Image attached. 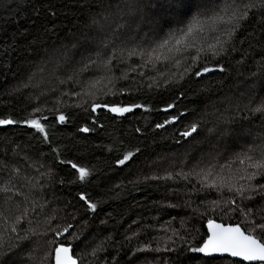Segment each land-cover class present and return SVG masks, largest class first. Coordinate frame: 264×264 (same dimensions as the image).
<instances>
[{
	"label": "trees",
	"instance_id": "1",
	"mask_svg": "<svg viewBox=\"0 0 264 264\" xmlns=\"http://www.w3.org/2000/svg\"><path fill=\"white\" fill-rule=\"evenodd\" d=\"M121 1L0 0V118H40L50 138L48 142H43L40 133L24 124L0 126V223L13 208L32 209L41 205L46 212L39 220L28 215L26 220L21 221L24 228H32L34 232L8 255L4 264H40L43 251L44 254L47 252L45 245L51 241L72 244V254L78 264L131 263L134 261L130 258L131 250L138 240L132 232L125 234L122 214L148 209L154 213V219L166 220L168 217L158 213L166 201L176 203L180 208L175 206L176 212L168 210L169 217L177 222L175 229L187 228L180 234L186 231L189 238L195 236L196 240L206 233L205 224L209 218L242 226H247L248 221L264 222L261 221L264 199L255 196L252 200H241L237 197L235 205L225 203L232 198L227 188L200 190L198 177L193 178L191 174L188 180L176 176L173 179L148 177L135 181L124 178L116 183L126 171L131 170L133 164L152 163L159 156L166 157L186 143L189 138H181L180 133L195 120L200 125L210 120L204 128L205 132L199 128L193 139L203 141L204 148L214 152L213 157L199 161L203 163L214 158L217 172L220 171L218 165H227L236 153L245 151L249 146H259L264 141V116L249 112L250 101L259 102L264 98V92H260L258 87L264 74V9L249 10V18L241 22V27L227 44L226 54L214 59L210 56L201 59L192 71L185 72L192 61H186V55L180 56V62L187 63L182 69L177 67L168 77L153 75L158 78L150 85L146 81L151 76L145 73L144 67L138 77L141 82L130 83L128 90H122L119 95L98 104L95 112L72 104L50 109L41 107L38 112H33L32 99L16 83V79L25 74L23 66L26 62L38 60L42 52L55 43L62 44L70 37L85 34L97 12L110 9L111 14L115 11L126 14L128 0L120 6ZM100 4L103 7L98 6ZM109 5L111 8H108ZM215 5L213 0L210 7ZM217 62L224 67L223 73L214 70L202 77L195 76V71L201 67L215 69ZM218 101L221 103L215 106ZM168 104L174 107L165 111ZM132 105L141 107H133L123 114L104 108ZM60 112L67 118L64 123L56 120ZM171 116H178V120L162 129L155 127ZM84 127L89 131H80ZM210 129L212 131L206 133ZM225 129L241 133L234 141L235 147H230L227 152L222 145L228 144L230 137L221 138ZM136 148L141 151L129 162L116 164L125 152L135 151ZM67 161L87 168L90 175L80 181ZM237 167L235 163L231 169L225 167L223 174L229 175ZM33 170L40 173L36 181L26 178ZM257 180L264 183L259 177ZM81 192L98 204L96 212L88 211L79 200ZM197 193L204 195L198 202L194 200ZM212 201L216 202L213 206ZM215 207L218 211H212ZM232 207L236 209L234 212L230 211ZM241 209L244 213L251 209L252 214L242 215ZM47 217L56 220L45 225ZM29 220L34 222L32 226L28 225ZM68 224L73 227L61 237L48 230L49 226L54 229ZM3 231L5 227L0 224V232ZM70 235L72 239H68ZM74 236L79 239H73ZM193 243L196 246L195 241ZM93 249L97 251L90 256ZM53 252L54 249L49 247L47 264H51ZM188 256L193 259H184L183 264H203L198 254L189 253ZM212 264H232V260L225 258Z\"/></svg>",
	"mask_w": 264,
	"mask_h": 264
},
{
	"label": "snow or ice",
	"instance_id": "2",
	"mask_svg": "<svg viewBox=\"0 0 264 264\" xmlns=\"http://www.w3.org/2000/svg\"><path fill=\"white\" fill-rule=\"evenodd\" d=\"M212 3L213 0H128L126 5L128 19L125 25H117V27L132 29L134 25L137 30L147 29L144 36L140 38L139 43L128 51V56H138L143 62L138 67H146L157 62L162 63L176 59L177 55H186V58L190 59L192 64L185 68V72L192 71L201 59H207L209 56L214 59L226 54L227 44L241 27V22L249 18V10L264 9V0H251L246 4L232 3L222 8H211ZM98 6L103 7L102 4ZM89 8L91 9V3H89ZM108 8H111V5ZM111 23V12L108 9L97 12L92 19L93 30L77 42L79 47L85 50L91 49L97 36L109 28ZM207 31L219 32V35L213 37L214 43L208 44L200 39ZM136 35L139 36V31H136ZM111 43V40L102 42L95 53L98 59H102L104 50ZM192 52H195V55H191ZM113 59L115 57L109 54L108 60ZM108 60H103L105 67H108ZM94 63L96 61L89 57L88 64ZM176 63L179 64L180 60L176 59ZM135 70L129 69V71ZM214 70L221 73L225 71L220 62H217L215 69L201 67L198 71H195V76L202 77L203 74ZM165 83H168V81L165 80ZM258 87L260 92H264V74L260 78ZM250 104L252 106L249 108V112L252 115L264 116V98L259 99V102L250 101ZM97 107L93 103L91 106L92 112H95ZM133 107L138 108L141 105H132L131 107L112 106L109 110L123 114L131 111ZM173 107V104H168L164 110L167 111V109ZM38 111L39 109L33 108V112ZM180 115L182 116L183 113H180ZM66 119L63 112L56 116V120L60 123H64ZM177 120L178 116H171L169 119L164 120L162 124H156L155 127L162 129L165 125ZM15 124H24L36 130L42 135L45 143L50 139L46 125L41 123L40 118L24 120L0 118V126ZM198 128L199 125L193 122L185 131L180 133L181 138H192L195 134H198ZM80 131L87 132L89 129L84 127ZM136 131L139 132L140 129H136ZM209 131H212V129ZM240 135L239 130L232 132L231 129H225L221 133V138L230 137L229 143L222 145L225 152L229 151L230 147H235L234 141L239 139ZM176 143L180 144V141ZM53 151L56 150L53 149ZM140 151V148H136L135 151L125 152L122 158L116 160V164L125 165ZM67 163L75 169L80 181H84L90 175L87 168L80 167L72 161H67ZM234 163L238 165L235 172L224 175L223 170L225 167L231 169ZM216 167V165L209 163L206 168H200L199 171L192 170L191 175L199 178L200 190L204 188L209 190L227 188L228 192L232 194V198L230 201H225V203L231 205L237 203V197L241 200H252L255 196L264 199V183L257 180L258 177L264 180V141L259 146H249L245 151L236 153L233 160L229 161L227 165H218L219 172L215 170ZM173 176L188 180L190 173L168 172L164 177L154 176L151 179H173ZM79 200L86 205L88 211H97L98 204L92 202L85 193H79ZM215 203L214 201L213 204ZM169 207H173V205H169ZM235 210V207L230 208V211L234 212ZM241 213L247 216L252 214V210L249 209L247 213H244L241 209ZM26 214L25 211L16 216L12 220L11 226L5 220V231L0 232V264H4L8 255L28 240L29 234L34 232V229L24 228L21 223ZM201 216H203V213H201ZM51 219L49 218V220ZM261 221H264V217H261ZM101 223H104V221ZM181 223L183 224L184 221L182 220ZM72 227L71 224L54 229L49 226L48 230L54 231L57 237H61L64 233L69 232ZM206 228V233L200 236L199 240H196L195 236L189 238L186 231L181 235L180 229H171L170 235L156 239V247L152 248L150 243L144 244L134 249V252L151 250L156 253H167L169 255L164 258L163 264H183L184 259H193V257L188 256L189 253L198 254V258L203 261V264H212L213 261H222L225 258H237L232 260V264H245V262L264 264V222L253 223L248 221L247 226H242L240 224L217 223L214 219L209 218L206 222ZM164 231L166 233L169 231L167 226ZM8 233L15 235L12 236ZM73 239L78 240L79 237L74 236ZM5 240L8 241L7 244H5ZM161 240L163 245H161ZM194 241L196 246H194ZM50 247L54 249L51 264H78L77 259L73 258L72 244L52 241ZM92 251L95 254L97 249ZM41 264H43V260H41Z\"/></svg>",
	"mask_w": 264,
	"mask_h": 264
},
{
	"label": "rangeland",
	"instance_id": "3",
	"mask_svg": "<svg viewBox=\"0 0 264 264\" xmlns=\"http://www.w3.org/2000/svg\"><path fill=\"white\" fill-rule=\"evenodd\" d=\"M125 1L126 0H122L120 6ZM249 1L250 0H236V2L234 0H214L216 5L213 8H222L232 3L246 4ZM108 10L110 11V9ZM115 12L116 13L112 12L113 14H111V18L114 20L112 19L110 27L97 36L91 49H82L77 42L81 40L82 37L86 36L89 31L93 30L92 23L86 28L88 31L85 34L82 35V33H80V35L70 37L62 44L55 43L47 48L45 52H42V56L38 60L33 59L26 62L23 66L25 74L18 77L16 83L18 87L25 93H28L29 97L32 99V109H40L41 107L49 109L52 107L60 108L65 104H72L87 110L88 108L91 109L93 103L96 105L102 104L106 102L108 98L122 93V90H128V85L130 83L137 81L141 82L139 78L141 70L144 67L138 66L143 62L138 56H128V51L139 43L140 38L144 36L147 29L137 30L134 25L132 29L127 27L118 28L117 25H125L127 21L125 19H128V15L126 16L127 13L122 15L120 11ZM125 12H127V7ZM90 22H92V20ZM136 31H139V36L136 35ZM216 35H219V32L213 33L207 31L200 39L205 43L211 44L214 43L213 37ZM105 40H111L112 43L104 50L102 59H98L95 53ZM121 49H123V51H121ZM109 54L113 55L115 59L108 60ZM191 55H195V52H192ZM180 56L181 55H177L176 59H179ZM89 57L96 61V63L89 65ZM176 59H171L170 61H164L162 63L157 62L154 65L150 64L146 66L145 73L151 76L150 80L146 82L152 85L153 80L155 82L158 78L157 76L153 77V75L162 74L168 77L177 67L180 66V69H182L187 64H183V62L177 64ZM103 60H108V67L104 66ZM189 60L190 59H186V61ZM130 68L136 70L129 71ZM161 71H163V73H161ZM128 77L131 78L128 79ZM220 103L221 101H218L214 105L217 106ZM195 122L197 123L198 121L195 120ZM209 122L210 120L202 125H200L199 122V124H197L199 128L204 131V128L208 126ZM208 132L211 131H207L206 133ZM217 133L220 134L221 132ZM186 141V143L167 154L166 157L159 156L152 163L147 162L137 166L133 164L131 170L126 171L122 177L116 180V183L124 178H126L127 181H135L148 177L152 178L154 176L161 177L159 175L165 176L168 172H184L191 174L193 169L199 171L200 168H206L209 163L214 164V158L209 161L206 160L203 163L199 161L200 159L214 156V152L210 150V148L209 150L208 148H204L203 141L201 143L199 140L193 139V137ZM34 170L37 169L35 168ZM34 170L29 176L27 175V179L36 181L40 173ZM192 176L194 178V175ZM196 180H199V178H196ZM203 197L204 195H202V193H197L194 200L198 202V200H201L200 198ZM174 204H172L171 201H166L160 206L158 213L168 217L166 220L161 218L154 219V213L148 209L122 214L124 220L123 224L126 227L125 234L132 232L137 236L136 240H138V243L132 248L133 250H131L130 255V258H134V261L127 264H159L168 256L167 253H156L151 250L134 252V249L149 243L151 247L154 248L156 247L157 238L171 234V229L176 228L177 222L174 220L175 218L169 217L170 214L168 210H174V212H176L174 207L177 204ZM169 205H173V207H169ZM211 205L213 206V201ZM176 207L178 208V206ZM214 210L218 211V207L213 208L212 211ZM25 211L27 214L22 220H26L28 215L39 220L46 213H44L45 207L41 205L39 208L35 205L32 209L30 207H23L19 210L13 208L9 211V214L3 218L0 224L5 227L4 222L7 220L9 225L16 216ZM153 211L155 212V209ZM49 218L52 219L49 220ZM55 220L56 219L53 217H47V223L45 225ZM149 222L151 223L148 225ZM33 224L34 222L31 220L28 221L29 226ZM166 226L169 229L167 233L164 231ZM183 230H187V228L181 229V232ZM144 231L147 232L142 234L141 232ZM143 236H145V239H142ZM68 239H72L71 235ZM45 240L47 241L48 239L46 238ZM161 245H163L162 240ZM49 247L50 243H47L45 245L47 252L44 254L45 250L43 248L44 251L40 257L41 260H45V264H47L48 260ZM92 255L94 256L93 253L90 256Z\"/></svg>",
	"mask_w": 264,
	"mask_h": 264
},
{
	"label": "water",
	"instance_id": "4",
	"mask_svg": "<svg viewBox=\"0 0 264 264\" xmlns=\"http://www.w3.org/2000/svg\"><path fill=\"white\" fill-rule=\"evenodd\" d=\"M110 107H112V106H105L104 108H105L106 110L110 111V110H109ZM216 222H217V221H216ZM217 223H221V222H217ZM205 228H206V224H205ZM206 231H207V228H206ZM73 258L76 259L74 256H73ZM230 259L233 260V259H237V258H230ZM77 261H78V260H77ZM253 263H259V262H245V264H253Z\"/></svg>",
	"mask_w": 264,
	"mask_h": 264
}]
</instances>
